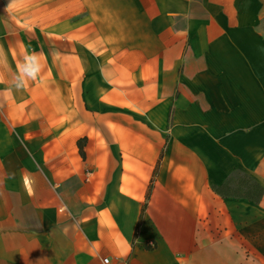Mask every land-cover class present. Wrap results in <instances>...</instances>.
I'll return each mask as SVG.
<instances>
[{"label": "crops", "instance_id": "crops-1", "mask_svg": "<svg viewBox=\"0 0 264 264\" xmlns=\"http://www.w3.org/2000/svg\"><path fill=\"white\" fill-rule=\"evenodd\" d=\"M263 24L264 0H0V264H264Z\"/></svg>", "mask_w": 264, "mask_h": 264}, {"label": "trees", "instance_id": "trees-1", "mask_svg": "<svg viewBox=\"0 0 264 264\" xmlns=\"http://www.w3.org/2000/svg\"><path fill=\"white\" fill-rule=\"evenodd\" d=\"M80 153H81V155H83V152H82V150L80 149ZM229 182H231V180H229L228 182H226L223 186H221V187H219V188H216V191L217 192H222V191H229L230 190V188H229V186H228V184H229ZM240 183H243V182H240ZM248 180L246 181V184L248 185ZM247 189L249 190V188L247 187ZM250 189L252 190V191H259L260 193H259V195L262 193V189L257 185V184H255V183H252V185H251V187H250ZM250 191V190H249ZM247 198H251V199H258V197H256V198H253V197H251V196H248ZM144 208H142V211H141V214H140V217H139V221L142 219V216H143V210Z\"/></svg>", "mask_w": 264, "mask_h": 264}, {"label": "clouds", "instance_id": "clouds-1", "mask_svg": "<svg viewBox=\"0 0 264 264\" xmlns=\"http://www.w3.org/2000/svg\"><path fill=\"white\" fill-rule=\"evenodd\" d=\"M37 68V57L35 55L28 57V65L25 68L26 75H32Z\"/></svg>", "mask_w": 264, "mask_h": 264}, {"label": "built area", "instance_id": "built-area-1", "mask_svg": "<svg viewBox=\"0 0 264 264\" xmlns=\"http://www.w3.org/2000/svg\"><path fill=\"white\" fill-rule=\"evenodd\" d=\"M147 246H148L149 248H151V249H152V248H154V246H155V245H154V243H153V242H148V243H147ZM103 262H104V264H108V261H107L106 259H105V260H103Z\"/></svg>", "mask_w": 264, "mask_h": 264}, {"label": "rangeland", "instance_id": "rangeland-1", "mask_svg": "<svg viewBox=\"0 0 264 264\" xmlns=\"http://www.w3.org/2000/svg\"><path fill=\"white\" fill-rule=\"evenodd\" d=\"M263 27H264V24H263Z\"/></svg>", "mask_w": 264, "mask_h": 264}]
</instances>
